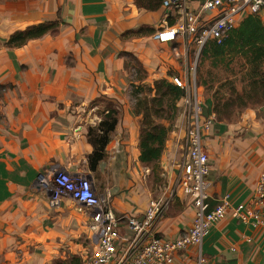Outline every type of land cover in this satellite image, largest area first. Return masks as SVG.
<instances>
[{
	"label": "crops",
	"instance_id": "obj_1",
	"mask_svg": "<svg viewBox=\"0 0 264 264\" xmlns=\"http://www.w3.org/2000/svg\"><path fill=\"white\" fill-rule=\"evenodd\" d=\"M189 1L191 8L201 2ZM58 11L64 23L56 35L20 48H0V264H55L67 257L82 261L94 248L86 208L68 197L50 207L37 183L41 173L87 175L97 194L110 195L120 216H140L158 192L169 203L154 231L168 239L181 235L193 218L189 197L174 187L186 158L182 100L158 161L161 182L153 187L150 168L139 161L140 117L133 110L132 80L120 55L134 54L153 78L185 77L194 63L191 44L185 46L180 38L156 41L153 33L164 26L165 10H138L133 0L0 1V38L55 19ZM259 16L264 20V8ZM136 25L154 32L122 38ZM108 102L117 107L119 118L104 158L91 170L87 132ZM207 107L212 113L211 99ZM203 140L210 205L222 199L228 203L225 217L202 241L205 264H264V204L259 228L253 219L243 222L232 215L239 204L256 208L255 185L264 166V106L246 110L236 122L215 118ZM120 232L129 236L124 223ZM193 251L178 252L175 264H185Z\"/></svg>",
	"mask_w": 264,
	"mask_h": 264
},
{
	"label": "built area",
	"instance_id": "obj_2",
	"mask_svg": "<svg viewBox=\"0 0 264 264\" xmlns=\"http://www.w3.org/2000/svg\"><path fill=\"white\" fill-rule=\"evenodd\" d=\"M189 2L162 0L164 26L153 33V38L159 42H174L180 38L185 46L191 44L193 49L194 63L189 66L188 75L171 78L185 89L182 103L186 121V158L174 187L189 197L193 207L192 221L181 235L168 239L154 231L155 223L168 207L169 200L163 196L151 197L140 216H120L110 204V195L97 194L87 175L74 176L62 170L41 173L37 183L47 192L50 207H58L61 199L68 197L88 212L87 230L92 235L94 248L85 254L82 264H175V255L189 247L194 251L185 264H205L202 241L211 227L226 215L228 203L225 199L213 206L209 201L207 176L210 166L203 133L212 128L215 116L205 111L195 76V60L207 40L219 43L243 15L259 12L264 0H202L197 8H191ZM168 16L175 20L171 26L167 23ZM253 201L255 209L239 204L232 209V215L243 222L253 219V227L259 228L263 224L259 209L264 204V166L255 185ZM123 223L129 236L120 232Z\"/></svg>",
	"mask_w": 264,
	"mask_h": 264
},
{
	"label": "trees",
	"instance_id": "obj_3",
	"mask_svg": "<svg viewBox=\"0 0 264 264\" xmlns=\"http://www.w3.org/2000/svg\"><path fill=\"white\" fill-rule=\"evenodd\" d=\"M133 3L138 10L157 11L163 8L162 0H133ZM263 8L264 5L261 10ZM259 12L241 17L237 25L230 29L219 43L212 39L207 40L195 60L199 79L203 77L206 61L213 68L219 66L229 68L231 62L237 64L238 71L233 72L234 77L238 76V82L242 84L241 91H233L227 97L216 96V102L211 99V112L217 120L226 121L230 108L238 105L264 106V20L259 16ZM60 14L61 12L58 11L55 19L13 30L3 45L6 48H20L31 40L41 39L48 34L56 35L60 30V24L64 23ZM174 22L172 16L167 17L169 26ZM153 32V27L136 25L122 32L121 36L128 38L150 35ZM120 55L133 61L132 63L124 61L127 71L128 67L132 66L138 74L142 71L146 72L140 60L131 52L121 51ZM173 76L177 75H172L170 79L156 78L152 84L146 83L144 77L139 76L137 83L132 81L130 84L133 110L136 116L140 117L139 161L150 168L151 174L158 176L160 175L158 161L176 119L178 102L185 95V89L171 80ZM203 84L205 83L202 81ZM118 114L117 107L108 102L105 109L100 112V121L94 127L88 128L87 137L93 147L88 156L91 170H94L96 164L105 156V147L118 122ZM55 264H73V262L58 260Z\"/></svg>",
	"mask_w": 264,
	"mask_h": 264
},
{
	"label": "rangeland",
	"instance_id": "obj_4",
	"mask_svg": "<svg viewBox=\"0 0 264 264\" xmlns=\"http://www.w3.org/2000/svg\"><path fill=\"white\" fill-rule=\"evenodd\" d=\"M0 1H4V0H0ZM159 28H157V29H159ZM3 43H4V40L2 38H0V48L4 46ZM124 61L125 62L131 61V63L133 62L130 58H124ZM208 63L209 62L206 61L204 64L203 77L202 78L200 77V79H199V76L197 74L196 67H195V76H196L198 84L201 85V91H202L201 92V99L204 100V104H206L205 111H206V109H208V107H207V100L208 99L215 100L216 96L220 97L222 95H224V97H227L233 91H241V86H242V84L238 82V76L234 77V72L238 71L237 64H235L234 62H231L229 68H223L220 66L217 68H213V67H210L208 65ZM127 72L129 73L130 79L132 81H136V80H138L137 77L143 76L144 81L146 83L152 84L153 80L156 79V78H153L152 76H149L148 72L142 71L139 74L136 73L132 66L128 67ZM236 75H238V74H236ZM202 81L205 84L202 85ZM136 83H137V81H136ZM207 97H209V98H207ZM215 102H216V100H215ZM259 108H260V106L257 104H253V105L249 104V105H245V106L238 105V106L232 107L229 110L230 114L228 116V119H226V121L236 122L240 119V117L242 116V114L246 110H249V109L258 110ZM150 181L154 187L155 184L158 185V183L161 182V177H160V175L158 176L156 174H151L150 175ZM151 196L153 198H157L158 192L152 193ZM76 259L77 258H75V257H67V260H69L70 262H73V264H82V261H80V260L76 261Z\"/></svg>",
	"mask_w": 264,
	"mask_h": 264
}]
</instances>
